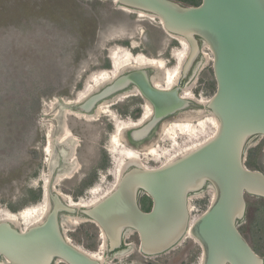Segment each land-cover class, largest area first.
<instances>
[{"label": "rangeland", "instance_id": "rangeland-1", "mask_svg": "<svg viewBox=\"0 0 264 264\" xmlns=\"http://www.w3.org/2000/svg\"><path fill=\"white\" fill-rule=\"evenodd\" d=\"M176 1L190 5L185 0ZM118 49L121 54L128 49L132 54L140 52L161 59L169 71L177 62L175 54L182 50L180 43L163 30L158 18L139 16L133 9H122L114 0H0V220L7 211L19 212L42 200V195L33 200L30 188L42 190L44 184L57 182L53 183L56 189L73 199H90L93 187L106 190L112 185L114 166L124 158L125 150L153 146L159 156L141 151L139 155L144 165L156 167L168 155L211 133L208 123L201 129L192 121L195 136L176 131L172 140V134H160L164 122L173 132L175 120L185 121L199 111L205 113V118L210 112L198 102L209 100L216 85L211 52L202 44V54L196 58L198 65L201 63L196 74L191 78V72H187L180 87V92L191 87L189 104L164 118L154 132L138 142L129 137L132 127L124 128L123 148L112 152L110 136L118 124L125 126L142 116L145 99L129 94L121 100L105 101L100 115H95L94 110L82 113L66 104L94 93L82 97L88 85L93 84V74L112 68L111 54ZM107 61L110 68L105 67ZM147 68L152 79L159 76L155 67ZM138 107L141 112L136 118ZM64 131L70 135L61 139ZM248 159L249 168L264 173V137L249 141ZM70 171V177L60 178ZM90 180L92 183L85 185ZM210 187L206 185L190 195L192 208L195 203L203 206L198 212L192 211V217L208 207ZM194 197L202 199L192 201ZM139 200L143 206V195ZM246 201V213L238 227L264 258V198L246 195ZM65 215L68 214L61 218L64 234L85 250H100L105 264H198L202 253L199 243L186 236L170 250L146 256L138 250V235L132 233L123 239L132 244L129 251L106 256L98 227L88 220L72 224L64 219ZM86 244L94 248H87Z\"/></svg>", "mask_w": 264, "mask_h": 264}, {"label": "water", "instance_id": "water-1", "mask_svg": "<svg viewBox=\"0 0 264 264\" xmlns=\"http://www.w3.org/2000/svg\"><path fill=\"white\" fill-rule=\"evenodd\" d=\"M116 1L157 16L164 29L186 39L182 77L164 90L152 83L148 68L130 69L84 100L66 105L90 112L101 100L135 86L153 107L151 118L129 132L133 141L143 140L164 118L189 104L179 90L187 72L191 78L196 74V58L206 44L216 84L206 108L218 127L211 138L170 162L150 168L130 165L117 186L91 206H70L54 187L48 185L46 193L43 185L42 199L47 194L50 209L40 223L21 230L0 221V259L8 264H103L64 234L62 215L78 213L103 232L106 256L129 251L132 244L123 239L132 233L146 256L170 250L189 233L201 247V264H264L238 227L246 213V195L264 198V173L245 163L249 141L264 137V0H200L197 5ZM206 185L215 196L192 220L189 196ZM141 195L151 200L148 210L141 207Z\"/></svg>", "mask_w": 264, "mask_h": 264}, {"label": "bare ground", "instance_id": "bare-ground-1", "mask_svg": "<svg viewBox=\"0 0 264 264\" xmlns=\"http://www.w3.org/2000/svg\"><path fill=\"white\" fill-rule=\"evenodd\" d=\"M114 1L117 2L116 0H114ZM121 8L126 9V10H132V8L128 9V7L126 8L125 6L124 7L121 6ZM133 10L135 12H137L139 14V16L158 18L157 16H155L151 13L145 12L143 10H135V9H133ZM161 26H162V24H161ZM162 28H163V26H162ZM163 30L167 34H169L170 36L174 37L180 43L181 48H182V50L179 53L175 54L177 62H176L172 71L167 70L165 63L161 59L147 57L146 55H144L143 53H140V52L138 54H132L128 49H123L124 52L122 51L123 53L121 54V52L118 49L111 54L112 55L111 56L112 61H113L112 65H111L112 68L106 69V70H100L97 73L93 74L91 76V82H93V84L88 85V89L82 94V97L87 96L90 92H96L104 84L111 82V80H113L114 78L119 76L121 73H123L124 70L127 71V69L130 70V69L155 67L159 71V76L156 78H153V79L151 77V81L157 88L166 90V89H170V88L176 86L179 83L178 81H179L180 77H182L183 64H184V61L186 60V57L188 55L189 44L186 41V39L183 38L182 36L171 33L164 28H163ZM199 65H198V67H199ZM187 88L183 89L180 92V95L182 96V98H184L186 100H188L189 97L191 96V92L188 91L191 87L189 86ZM129 94L141 95V92L135 86H131L127 90L118 92L115 95H113L112 99H110V98L109 99H103L100 102H98V104L93 109L94 114L100 115L103 112V107H104V105H106L105 101L110 102L112 100H121V99L127 97ZM198 102L206 105L208 100L200 99V100H198ZM68 103L72 104L75 102H71V103L68 102ZM82 113H84V112H82ZM152 114H153V107L151 106V104L148 101L145 100V104L143 106L142 116L139 117L138 120L130 121L127 124H125V126H121L120 124L117 125L116 130L110 136V143L112 144L111 146H113L111 151L116 153L119 150V148H121L123 146L122 132H123L124 128H126V127H132L133 128V127H137L141 124L143 125V123L147 122V120H149L151 118ZM204 114L205 113L202 114V111H199L197 116H195V115L190 116L185 121H181L182 119L175 120L174 123H172L173 132H171L172 130L170 129V127L169 128L167 127V124L165 122L163 123L162 130H161L160 134H163V133H167L169 135L172 134V136H170V138L172 140H175V138H176V131L180 132L184 135H187V136H191V137L195 136L196 131H195V127L191 124L192 121H194L195 124L198 127H200L201 129L208 123L211 126L212 131L208 136H205L201 140L196 139L195 141H191L190 143H188L185 146H183L182 148H180V150L177 151L176 153L168 155L165 158V160L163 162H161V164H165L167 162H170V161L174 160L175 158L193 150L194 148H197L199 145H201L203 142H205L206 140H208L209 138H211L213 136V134L215 133V131L218 127V124H219L218 119L214 116V114L211 111L208 112V116L205 118H204V116H205ZM62 135L63 136L61 139H64V138L69 137L68 135H70V134H69V131H64L62 133ZM125 151L126 152L123 151L124 153H126V155L123 154L124 158L119 160L118 163H116L114 166V170H113L114 181H113L112 185L106 190H101L100 187H93L90 191L92 193V197L90 199H84V198H81L79 200L73 199L70 195L56 189L55 185L57 182H53V183H55V185L51 182L44 184V186H45L44 190L47 193L48 192L47 186L51 185L52 188L54 187L55 190L63 198V200L66 203H68L70 206H75L77 208L91 206V205L95 204L96 202H98L105 195L109 194L117 186V183H118L120 177L122 176L124 171L130 165L137 164L138 166L150 168V167H148L142 163V160H141L140 155H139V154H141V152L148 153L149 155H153L156 157L159 156L156 149L153 148V146H148V145L143 146L139 150L130 149V150H125ZM166 153L168 154V152H166ZM70 176H71V171L61 174L60 178L61 177H70ZM210 188H211L210 190L212 191V198L211 199H213L215 196V190L213 187H210ZM189 200H190V196H189ZM49 209H50V204H49L48 197L46 194L44 196V198L41 201H39V203L34 204L32 206L23 207L21 210H19V212L7 211L0 221H7V222L13 224L15 227L18 226L21 228V230H24V229L28 228L29 226L40 223L44 219V217L46 216ZM191 209H192L191 204H189V210H191ZM194 218H196V217L191 216L192 220ZM64 219L71 222L72 224L77 223L79 221L81 222L82 220H87L86 217L79 216V215H73V216L72 215H65ZM23 223L27 225L26 228H23L21 226V224H23ZM63 224H65V223H63ZM187 237H190V238L195 240V238H193L189 233L187 234ZM100 238L103 241V244H102L103 247L102 246L101 247L105 248L106 244L104 243L105 242V236H104L103 232L102 233L100 232ZM87 251L90 254V256L98 259L103 264H105L104 263L105 259H104L103 255H101L100 250L99 251L87 250ZM1 260L2 261L0 262V264H8L7 260H5L3 258ZM60 262H63V261H60ZM201 262H202V255L199 258L198 264H201Z\"/></svg>", "mask_w": 264, "mask_h": 264}, {"label": "trees", "instance_id": "trees-1", "mask_svg": "<svg viewBox=\"0 0 264 264\" xmlns=\"http://www.w3.org/2000/svg\"><path fill=\"white\" fill-rule=\"evenodd\" d=\"M185 1H187V2H189L190 4H193V5H197V4L200 2V0H185ZM105 67H106V68H110L109 61H107ZM140 112H141V109L138 107V108L136 109V113H135L134 117L138 118V117L140 116ZM255 149H256V151H257V150H258V147L255 148ZM252 151H254V150H251V153H252ZM245 163H246L247 166H248V165H251V160L248 159ZM95 177H96V173L94 172V178H95ZM94 178H93V179H94ZM93 179H92V181H93ZM92 181H91V180H90L89 182L86 181L85 185H89L90 183H92ZM29 192H30V194L32 195V199H33V200H36L37 198H39V197L42 195V190H41L40 188H38V189H32V188H30V189H29ZM143 203H144V204H143V208H144L145 210H148V209L150 208V204H151V200H150V198H149L148 196L144 195V196H143ZM85 246H86L87 248H94V245H92V244H86Z\"/></svg>", "mask_w": 264, "mask_h": 264}, {"label": "built area", "instance_id": "built-area-1", "mask_svg": "<svg viewBox=\"0 0 264 264\" xmlns=\"http://www.w3.org/2000/svg\"><path fill=\"white\" fill-rule=\"evenodd\" d=\"M199 199H202V198L194 197V198H192V201L193 200H196L197 201ZM209 201H211V200H209ZM202 208H203V206L200 203H195V205L193 204V208L190 211L191 212L192 211H197L198 212V211L202 210Z\"/></svg>", "mask_w": 264, "mask_h": 264}, {"label": "flooded vegetation", "instance_id": "flooded-vegetation-1", "mask_svg": "<svg viewBox=\"0 0 264 264\" xmlns=\"http://www.w3.org/2000/svg\"><path fill=\"white\" fill-rule=\"evenodd\" d=\"M151 205V204H150ZM141 207L143 208V206L141 205ZM144 209V208H143Z\"/></svg>", "mask_w": 264, "mask_h": 264}]
</instances>
